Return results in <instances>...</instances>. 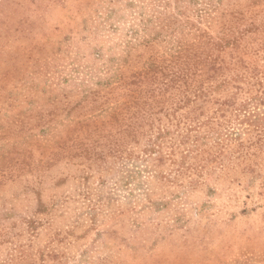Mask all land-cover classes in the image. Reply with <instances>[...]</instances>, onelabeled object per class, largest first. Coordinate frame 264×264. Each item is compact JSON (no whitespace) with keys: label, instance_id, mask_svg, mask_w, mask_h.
Segmentation results:
<instances>
[{"label":"rangeland","instance_id":"1","mask_svg":"<svg viewBox=\"0 0 264 264\" xmlns=\"http://www.w3.org/2000/svg\"><path fill=\"white\" fill-rule=\"evenodd\" d=\"M0 264H264V0H0Z\"/></svg>","mask_w":264,"mask_h":264}]
</instances>
